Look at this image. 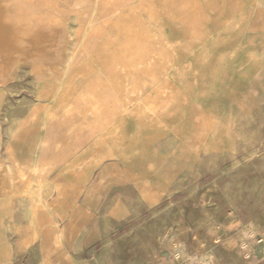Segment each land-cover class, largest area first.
Instances as JSON below:
<instances>
[{"label":"rangeland","instance_id":"374dc122","mask_svg":"<svg viewBox=\"0 0 264 264\" xmlns=\"http://www.w3.org/2000/svg\"><path fill=\"white\" fill-rule=\"evenodd\" d=\"M94 7L0 0L7 264H264V0Z\"/></svg>","mask_w":264,"mask_h":264},{"label":"crops","instance_id":"0c3cea01","mask_svg":"<svg viewBox=\"0 0 264 264\" xmlns=\"http://www.w3.org/2000/svg\"><path fill=\"white\" fill-rule=\"evenodd\" d=\"M8 153V130L0 120V264L8 263L13 249L8 235L14 211L12 192L16 164L6 160Z\"/></svg>","mask_w":264,"mask_h":264},{"label":"bare ground","instance_id":"6f19581e","mask_svg":"<svg viewBox=\"0 0 264 264\" xmlns=\"http://www.w3.org/2000/svg\"><path fill=\"white\" fill-rule=\"evenodd\" d=\"M11 2V1H10ZM9 2V3H10ZM99 2L100 0H95V7H94V12H97L99 9ZM9 4H6V6ZM10 6V5H9ZM8 6V7H9ZM14 13V12H13ZM9 15V14H8ZM12 15V14H10ZM6 16V15H5ZM4 20V19H3ZM93 34V26L92 23H88L87 26L85 27L84 31L81 34L80 40L78 45H83L85 43V41ZM45 122H49V127L48 130L50 129H54L57 128L56 125V120H49V119H45ZM47 130V131H48ZM53 131V130H51ZM54 150L55 152H57L60 156L64 154V150L60 148V145L57 143H53L50 139V136L48 135V132L43 136V138H41L39 140L37 149L34 153V160H33V164L29 167L26 168L27 171L29 172H33V173H39L44 169V166L40 164L39 162V156H41V154H44L46 151L48 150ZM29 213H32V209H29ZM41 217V216H40ZM49 223V222H48ZM62 240L61 235H58L57 237V244H60ZM10 255V254H9Z\"/></svg>","mask_w":264,"mask_h":264}]
</instances>
